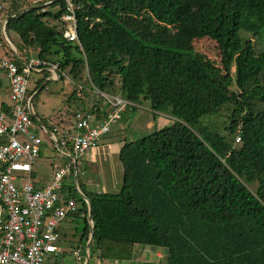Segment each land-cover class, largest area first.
<instances>
[{"label": "trees", "instance_id": "16d2710c", "mask_svg": "<svg viewBox=\"0 0 264 264\" xmlns=\"http://www.w3.org/2000/svg\"><path fill=\"white\" fill-rule=\"evenodd\" d=\"M71 1L79 44L62 34L65 0L48 4L54 10L15 1L0 11L19 52L38 49L40 59L57 63L58 80L66 71L76 87L88 82L82 98L75 87L65 100L69 115L107 112L95 87L131 103L121 117L148 100L153 113L174 118L122 142L118 191L90 190L79 175L80 193L63 186L77 202L66 219L82 220L76 246L84 249L92 233L88 250L101 261L132 260L140 245L163 256L139 264H264V46L256 43L264 42V0ZM202 38L215 44L219 66L197 49ZM41 73L27 96L34 123L51 131L35 110L52 76L45 67ZM222 110L221 127L205 121Z\"/></svg>", "mask_w": 264, "mask_h": 264}, {"label": "built area", "instance_id": "2783aa9c", "mask_svg": "<svg viewBox=\"0 0 264 264\" xmlns=\"http://www.w3.org/2000/svg\"><path fill=\"white\" fill-rule=\"evenodd\" d=\"M15 1H30L32 6L44 11L53 0H0V11ZM65 3L66 11L61 17L65 22L63 37L79 44L72 1L65 0ZM5 22L1 13L0 72L8 80L11 102L9 114L0 109V264H46L63 252L59 227L66 215L77 208L76 200L62 193L63 186L71 185L68 181L71 177L78 191L76 177L83 174L78 168L80 156L98 145L131 103L118 94L100 92L93 87L108 104L103 116L98 117L91 111H74L67 121L49 120L51 131L43 124L37 125L31 118L28 77L32 71L45 67L52 73L51 77L58 78L57 63L40 59L36 55L38 49L23 48L19 52L6 34ZM23 53H28V57ZM13 55L20 65L13 60ZM84 89L78 85L76 96L82 98ZM36 127L49 134L60 158L65 159L64 163L53 166L49 182L39 185L31 179L42 142ZM75 254L80 259V253L75 251Z\"/></svg>", "mask_w": 264, "mask_h": 264}, {"label": "rangeland", "instance_id": "374dc122", "mask_svg": "<svg viewBox=\"0 0 264 264\" xmlns=\"http://www.w3.org/2000/svg\"><path fill=\"white\" fill-rule=\"evenodd\" d=\"M51 10L57 9V6L47 5ZM8 38L19 46L17 35L14 33L8 34ZM258 46L263 47L264 42H256ZM197 49L204 53L207 59L215 67L219 66V55L216 50L215 44L208 38H202L197 44ZM263 45V46H262ZM34 56V55H33ZM233 70V68H232ZM43 74L40 72L32 71L28 77L27 88L32 89L36 85V80L41 78ZM52 78V77H50ZM49 77L44 78L42 84H44L40 91L37 102L35 104V110L39 115L47 117V122L56 123L59 121L60 116H64L67 111V104L65 100L68 95L75 89L74 82L64 71L63 79L51 80ZM57 78V77H54ZM86 79L79 82V85L85 87L88 90L90 86ZM5 83V79H3ZM233 89L237 90L234 81L231 84ZM93 93V91H89ZM119 93L116 87V92ZM85 95V94H84ZM77 99H72L70 106L75 107ZM263 105V104H262ZM228 112V110H227ZM227 112L222 110L218 114L206 118L205 121L212 125L220 126L224 121H227ZM69 114V113H68ZM71 116V115H70ZM174 118L167 112H155L150 110V104L148 100H143L140 105H137L135 111H127L120 119L115 121L109 132L104 135L98 145L94 148L87 150L84 155L80 156L79 170H82L84 174L79 175V181L86 185L90 190H103L116 192L121 186L122 169L121 163L118 159V150L120 145L125 140L137 139L143 135L158 130L173 122ZM42 139L41 150L42 154L39 155L33 163V171L35 174V180L37 182L47 183L50 180L51 173L54 165H60L63 163V159L59 158V151L56 150L55 145L51 142L47 136L39 133ZM69 182L74 185L73 178L69 177ZM76 187V186H75ZM116 187V188H115ZM248 187L251 190L255 189V184H250ZM79 192V191H78ZM80 193V192H79ZM82 227V220H70L64 219L59 227L60 233V245L63 248V252L58 254L57 257H53L46 264H112L113 261L105 260L101 261L97 252L93 253L80 246H76L77 239L80 234V228ZM145 247V246H144ZM147 249L142 250L141 246H134L135 257H140L138 261L132 260H119L118 264H139L142 262V258L147 260H154V256L150 257ZM151 249V248H150ZM75 251L80 253V259L75 254ZM163 256L162 255L160 257ZM88 257V258H87ZM158 257V258H160ZM145 261V260H144Z\"/></svg>", "mask_w": 264, "mask_h": 264}, {"label": "crops", "instance_id": "0c3cea01", "mask_svg": "<svg viewBox=\"0 0 264 264\" xmlns=\"http://www.w3.org/2000/svg\"><path fill=\"white\" fill-rule=\"evenodd\" d=\"M36 72H40V71H36ZM50 78V77H49ZM3 79H5V83L3 82ZM51 80H53V81H55V80H58V78H54V77H52V78H50ZM10 97H9V86H8V80H7V78H6V76L4 75V73L3 72H0V109L2 108V106H4L5 104L6 105H10ZM42 116V118H44V120H47V117L45 118V116H43V115H41ZM69 114H65L64 116H60V118H59V120H62L63 122L64 121H67V119L69 118ZM40 124H42L41 123V120L38 118V120H37V125H40ZM36 131H37V133L39 134V133H42V134H44L45 136H47L46 138H48L50 141H51V139H50V137H49V134L47 133V132H43V131H41L38 127H36ZM40 135V134H39ZM52 142V141H51ZM121 146V145H120ZM42 154V150L40 151V155ZM59 158H60V156H59ZM62 159V158H61ZM64 161H65V159H63ZM64 161H63V163H64ZM83 174H84V172H83ZM35 174H34V171H33V167H32V173H31V179H32V181L34 182V183H36V184H44L43 182H37L35 179ZM86 184V183H85ZM116 188V187H115ZM120 189V188H119ZM98 191H100V190H98ZM135 246H138V245H135ZM140 246V245H139ZM142 247V250H144V249H147V248H145V247H148L149 249H148V252H149V254H150V257H152V256H154V258H156V257H160L161 255H162V249H160V248H151V247H149V246H141ZM151 248V249H150ZM135 251H133V261H138V259L140 258V257H135V253H134ZM57 257V256H56ZM147 258L148 257H146V258H142V260L144 259L145 261L147 260ZM52 259V258H51ZM50 259V260H51ZM143 260V261H144ZM135 261V262H136ZM112 264H117V262L116 261H113V263Z\"/></svg>", "mask_w": 264, "mask_h": 264}, {"label": "water", "instance_id": "95a60500", "mask_svg": "<svg viewBox=\"0 0 264 264\" xmlns=\"http://www.w3.org/2000/svg\"><path fill=\"white\" fill-rule=\"evenodd\" d=\"M30 8H36L35 6H32V7H30ZM31 97H30V99H29V103L31 104ZM32 110H33V108H31ZM32 114H34V112L32 111ZM83 197V196H82ZM89 214L91 215V213H90V208H89ZM91 236H92V233H90V237H89V240H88V242L86 243V249H88V246H89V242H90V240H91ZM88 258V257H87Z\"/></svg>", "mask_w": 264, "mask_h": 264}]
</instances>
